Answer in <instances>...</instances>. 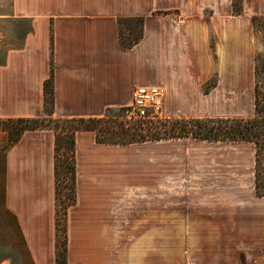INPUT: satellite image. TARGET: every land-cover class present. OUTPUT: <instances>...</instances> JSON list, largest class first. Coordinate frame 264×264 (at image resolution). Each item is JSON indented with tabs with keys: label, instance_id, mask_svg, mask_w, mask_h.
I'll return each mask as SVG.
<instances>
[{
	"label": "crops",
	"instance_id": "crops-1",
	"mask_svg": "<svg viewBox=\"0 0 264 264\" xmlns=\"http://www.w3.org/2000/svg\"><path fill=\"white\" fill-rule=\"evenodd\" d=\"M241 2L236 14L232 0H11L28 29L0 63V119L45 117L49 77L56 119L103 116L141 86L163 90L170 119L252 116L264 0ZM124 17L143 18L132 47L119 43ZM54 137L25 130L4 155V207L26 264H56ZM255 171L252 141L101 143L79 130L66 264H264Z\"/></svg>",
	"mask_w": 264,
	"mask_h": 264
},
{
	"label": "trees",
	"instance_id": "trees-1",
	"mask_svg": "<svg viewBox=\"0 0 264 264\" xmlns=\"http://www.w3.org/2000/svg\"><path fill=\"white\" fill-rule=\"evenodd\" d=\"M233 11L238 14L242 11L241 0H232ZM256 17H253V21ZM142 17H124L118 19L119 24V43L123 47H132L142 36ZM263 73V85L261 86L260 78ZM256 74V100L255 112L248 117H203V118H174L170 119L172 123L171 130L160 134L161 124L153 121H126L122 115V109L109 108L103 116L89 118H70L61 119V121H73L76 123L71 128L69 134L61 135L54 130V156H55V184H56V264H66V225L65 217L67 208L74 201V146L75 133L79 130H92L95 132L96 140L101 143H131L147 139L175 138V137H196L211 140H232V141H252L256 146V193L264 195V56L262 64L259 60V54L256 56L255 63ZM213 84L211 80L205 87L207 89ZM44 90V110L45 117H18L7 118L9 122H17L20 125H10L11 129L17 135L13 143L17 142L25 130L50 127L47 126L45 118L51 116L53 106V83L52 77H49L43 85ZM130 121V120H129ZM166 123V122H165ZM56 128V127H55ZM154 129L151 135H147ZM143 131L145 135H139ZM147 132V133H146ZM61 149H69L70 165L68 167L71 179V196L64 210V221L62 226V241L59 235V200L58 178L59 166L58 157Z\"/></svg>",
	"mask_w": 264,
	"mask_h": 264
},
{
	"label": "rangeland",
	"instance_id": "rangeland-1",
	"mask_svg": "<svg viewBox=\"0 0 264 264\" xmlns=\"http://www.w3.org/2000/svg\"><path fill=\"white\" fill-rule=\"evenodd\" d=\"M28 29L26 22L18 21L11 17V0H0V63L4 60L6 52L15 47H19L22 43V37L25 31ZM259 42L262 44V35L259 34ZM259 60L262 64L263 53H259ZM260 84L263 85V73H261ZM170 119L155 120L154 123L161 124L159 133L173 131L171 130L172 123ZM126 121H129L126 119ZM47 126H51L53 130L59 132L61 135L69 134L71 128L76 125L73 121H61L51 118L50 116L45 118L44 121ZM166 122V123H165ZM20 125L17 122H9L7 120L0 119V264H26L19 252L20 239L18 237L17 229L13 218L7 213L4 207V195H3V178H4V155L16 138L14 130L10 125ZM132 125V122H131ZM56 127V128H55ZM154 129L147 135H151ZM139 135H145L143 131H140ZM147 133V132H146ZM70 153L69 149H61L59 151L58 166H59V178H58V196L57 201L59 211V235L62 241L63 233V217L65 207L70 200L71 196V179L68 167L70 165Z\"/></svg>",
	"mask_w": 264,
	"mask_h": 264
},
{
	"label": "built area",
	"instance_id": "built-area-1",
	"mask_svg": "<svg viewBox=\"0 0 264 264\" xmlns=\"http://www.w3.org/2000/svg\"><path fill=\"white\" fill-rule=\"evenodd\" d=\"M122 115L130 121L168 119L163 110V90L156 86H141L134 90L132 102L123 106Z\"/></svg>",
	"mask_w": 264,
	"mask_h": 264
}]
</instances>
